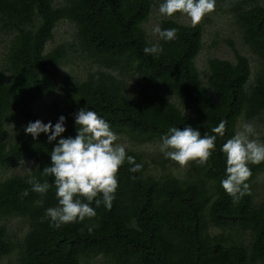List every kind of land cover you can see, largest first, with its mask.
<instances>
[{
    "label": "trees",
    "instance_id": "trees-1",
    "mask_svg": "<svg viewBox=\"0 0 264 264\" xmlns=\"http://www.w3.org/2000/svg\"><path fill=\"white\" fill-rule=\"evenodd\" d=\"M157 1L0 0V24L11 36L0 55V261L15 255L17 264H88L97 258L106 264H264V198L256 191L264 163L249 165L250 194L234 202L221 186L226 158L220 151L240 119L264 113V4L244 0L234 7L242 41L257 57L255 77L247 55L228 39L235 61L209 58L202 79L196 59L203 25L183 24L177 13L159 22L176 28L177 40L151 38L145 25ZM66 20L77 29L76 44L48 49ZM157 42L163 47L158 56L142 51ZM71 53L88 66L61 76ZM137 79L144 82L134 87ZM45 100L44 116L36 107ZM85 107L118 136L140 142L159 143L173 126L214 135L211 129L222 120L225 135H217L207 164L190 161L182 175L161 152L151 158L152 168L145 153L128 150L143 166L138 172L129 171L127 162L121 166L111 209L93 203L95 217L55 228L45 215L57 204L54 177L41 173L56 142L44 133L33 139L24 127L35 120L55 124L63 115V135L74 137V114ZM25 162L52 185L46 194L31 190L26 173H9ZM25 189L29 194L21 196ZM10 219L24 221V233L18 235Z\"/></svg>",
    "mask_w": 264,
    "mask_h": 264
},
{
    "label": "clouds",
    "instance_id": "clouds-1",
    "mask_svg": "<svg viewBox=\"0 0 264 264\" xmlns=\"http://www.w3.org/2000/svg\"><path fill=\"white\" fill-rule=\"evenodd\" d=\"M215 4L216 0H161L159 13L168 17L177 13L185 15L195 26L213 12ZM152 31L165 42L178 39L176 28H161L156 24ZM142 51L158 56L163 47L157 42L146 45ZM74 120L77 126L74 137L63 135L66 132V118L63 115L55 124L35 120L24 127V132L33 139H38L44 133L49 142H56L49 153L51 163L41 173L42 176L54 177L57 204L45 209V215L55 228L95 217L97 213L93 203L96 207L103 204L111 209L121 166L127 162L131 165V172H138L143 166L136 162L135 157L127 154L126 146L119 142L118 134L96 111L88 107L81 108L74 114ZM225 123L222 120L211 129L214 135H201L199 129L190 125L183 129L170 127L160 138L159 150L165 158L180 166L190 161L199 165L207 164L216 149L217 135H225ZM257 135L252 124H245L241 131L235 132L220 147L226 158L225 177L221 179V186L234 202L250 194L248 181L252 170L249 165L264 163V141L253 138ZM25 173L26 183L33 192L44 195L52 187L47 180H38L31 168H25ZM28 194V189H25L21 196ZM89 231H92L91 227Z\"/></svg>",
    "mask_w": 264,
    "mask_h": 264
},
{
    "label": "rangeland",
    "instance_id": "rangeland-1",
    "mask_svg": "<svg viewBox=\"0 0 264 264\" xmlns=\"http://www.w3.org/2000/svg\"><path fill=\"white\" fill-rule=\"evenodd\" d=\"M60 1V0H59ZM244 0H225L218 1L215 4V9L210 14L206 15L200 24L203 25V49L196 59V65L199 69L202 79H205L208 74V59L217 57L222 59H227L235 61V54L232 45L227 42L230 39L233 42L234 47L240 51L242 54L247 55L252 67H253V78L256 74V67L258 65L257 57L249 51L248 47L244 45L242 38L240 36V29L236 22V15L234 7L239 3L244 4ZM161 0L157 1L160 4ZM264 4V0H261ZM162 17H165L159 13V5L153 6V11L149 22L145 25L149 36L153 39L156 38V33L152 31L156 24H159ZM177 20L183 24L191 25L190 18L185 15L179 14ZM76 27L71 22L67 20L61 23L56 31L55 43L49 45L48 49L53 48L58 43H70L76 44ZM10 34L8 31L4 30L0 24V55L4 56V49L8 46L10 41ZM70 62L60 67L59 73L61 76L73 73L75 70H82L84 66L88 64L82 60H79L71 53ZM144 81L134 80L133 86L141 85ZM47 100L42 101L38 107H36L37 112L40 115L47 114ZM245 124H252L258 133L257 136L253 137L258 141H264V113L257 119L251 121H245L240 119L238 131L243 129ZM119 142L126 146V151L128 150H138L146 154V158L149 159V163L152 168H155L152 159H159V143L154 141L140 142L139 140H134L126 136H119ZM152 158V159H151ZM155 162V161H154ZM31 162L23 163V166L18 168H12L9 173H25V168H31ZM187 169V164L184 166H175L174 173L177 175L185 174ZM160 173V171H158ZM5 177V175H3ZM256 191L259 195V199L264 198V173H262L256 182ZM11 228L18 234L21 235L26 230V224L20 219H10ZM0 264H17L15 255L5 258L0 261ZM88 264H106L103 258H97L91 260Z\"/></svg>",
    "mask_w": 264,
    "mask_h": 264
}]
</instances>
